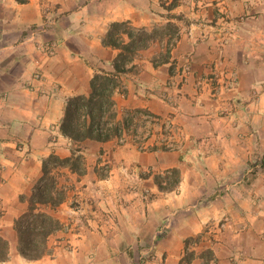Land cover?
Instances as JSON below:
<instances>
[{
    "label": "crops",
    "instance_id": "0c3cea01",
    "mask_svg": "<svg viewBox=\"0 0 264 264\" xmlns=\"http://www.w3.org/2000/svg\"><path fill=\"white\" fill-rule=\"evenodd\" d=\"M124 21L152 38L116 77L114 122L172 116L175 150L154 138L147 151L115 136L73 144L60 131L67 99L113 70L120 48L103 39ZM46 41L57 42L53 55ZM211 71L236 72L237 88L215 93ZM73 147L85 173L51 169L64 200L36 209L77 227L24 257L15 220L42 161ZM172 169L177 184L159 189L155 177L170 181ZM0 236L9 248L0 264H264V0H0Z\"/></svg>",
    "mask_w": 264,
    "mask_h": 264
},
{
    "label": "trees",
    "instance_id": "16d2710c",
    "mask_svg": "<svg viewBox=\"0 0 264 264\" xmlns=\"http://www.w3.org/2000/svg\"><path fill=\"white\" fill-rule=\"evenodd\" d=\"M25 3L27 0H17ZM119 34H126L127 43L119 40ZM152 35L145 30H137L129 22H113L107 31L103 43L120 48V52L113 61L111 72L100 71L94 74L90 81L91 92L88 96L76 95L69 97L65 105V113L60 123L62 135L77 144L85 139L105 141L119 133V125L114 122L113 90L117 86V75L125 72V65L134 54L146 46ZM173 38L170 36L169 39ZM119 40V41H118ZM82 151L79 147L71 148L67 157L50 154L42 161V176L35 185L29 198L28 210L15 220V231L18 239V251L24 257L36 259L47 252V238L60 228L59 221L43 211L37 210V204H49L51 207L59 205L65 196L64 189L58 187L51 169L68 167L78 175L85 173L82 163ZM172 179L168 176L155 177V183L161 190L171 189L178 182L177 170L172 169ZM169 182L171 184H169ZM8 242L0 236V261L8 256Z\"/></svg>",
    "mask_w": 264,
    "mask_h": 264
},
{
    "label": "built area",
    "instance_id": "2783aa9c",
    "mask_svg": "<svg viewBox=\"0 0 264 264\" xmlns=\"http://www.w3.org/2000/svg\"><path fill=\"white\" fill-rule=\"evenodd\" d=\"M175 42L171 40L170 46ZM43 49L49 55H53L57 49L56 41H46ZM189 64L183 66L178 74V80L190 72ZM209 80L215 82V93L223 90L236 89L238 86V76L236 72H231L228 78H221L216 72L211 71ZM176 78L171 79L170 85L179 83ZM181 135L178 125L172 116L157 117L144 112H132L127 114V120L119 125V133L116 137L117 143L123 144L127 141L134 142L140 150L147 151L151 148L150 138H154V145L163 150H175L179 146V137ZM77 224L67 222L61 226L65 233H73Z\"/></svg>",
    "mask_w": 264,
    "mask_h": 264
},
{
    "label": "rangeland",
    "instance_id": "374dc122",
    "mask_svg": "<svg viewBox=\"0 0 264 264\" xmlns=\"http://www.w3.org/2000/svg\"><path fill=\"white\" fill-rule=\"evenodd\" d=\"M106 169H107V164H104V166L102 167L101 175L105 174Z\"/></svg>",
    "mask_w": 264,
    "mask_h": 264
}]
</instances>
